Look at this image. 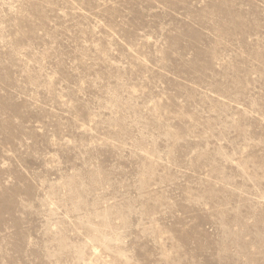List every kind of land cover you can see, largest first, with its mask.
<instances>
[{
    "label": "rangeland",
    "instance_id": "obj_1",
    "mask_svg": "<svg viewBox=\"0 0 264 264\" xmlns=\"http://www.w3.org/2000/svg\"><path fill=\"white\" fill-rule=\"evenodd\" d=\"M0 264H264V0H0Z\"/></svg>",
    "mask_w": 264,
    "mask_h": 264
}]
</instances>
